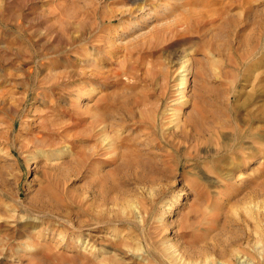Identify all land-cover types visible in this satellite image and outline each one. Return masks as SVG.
<instances>
[{
  "label": "rangeland",
  "instance_id": "obj_1",
  "mask_svg": "<svg viewBox=\"0 0 264 264\" xmlns=\"http://www.w3.org/2000/svg\"><path fill=\"white\" fill-rule=\"evenodd\" d=\"M0 264H264V0H0Z\"/></svg>",
  "mask_w": 264,
  "mask_h": 264
},
{
  "label": "bare ground",
  "instance_id": "obj_2",
  "mask_svg": "<svg viewBox=\"0 0 264 264\" xmlns=\"http://www.w3.org/2000/svg\"><path fill=\"white\" fill-rule=\"evenodd\" d=\"M189 69L188 68H186L185 69V74L183 75V81H182V85H181V87H180V89H184L185 88V86H186V83H187V79H188V71ZM181 93V91L179 92V94ZM204 108V107H203ZM203 112V111H202ZM205 112H207L206 110H205ZM197 113V112H196ZM196 113H195V115H196ZM203 114H204V112H203ZM206 114V113H205ZM205 114H204V116H205ZM207 115V114H206ZM197 116V115H196ZM199 116V115H198ZM197 116V117H198ZM199 117H201V116H199ZM203 117V116H202ZM197 118H195V120H196ZM199 119V121H200V118H198ZM214 119V118H213ZM188 120H192V118L191 119H188ZM203 120H201V122H202ZM188 123H189V121H188ZM191 124L193 123V122H190ZM193 125V124H192ZM199 125V124H198ZM207 127V126H206ZM200 128V127H199ZM197 129H198V126H197ZM200 129H202V128H200ZM198 131H200V130H198ZM205 130H203V132H204ZM208 131V130H207ZM207 131H205V132H207ZM196 132V131H195ZM201 132V131H200ZM185 133H186V131H185ZM237 133V132H236ZM197 134V133H196ZM199 134V133H198ZM186 135V134H185ZM199 135H201V134H199ZM236 135V134H235ZM237 135H238V133H237ZM187 136V135H186ZM197 136V135H196ZM241 137H242V135H240ZM241 141V140H240ZM239 142V141H238ZM129 161V160H128ZM131 162V161H130ZM137 163V162H136ZM130 165H133V162H132V164H130Z\"/></svg>",
  "mask_w": 264,
  "mask_h": 264
}]
</instances>
